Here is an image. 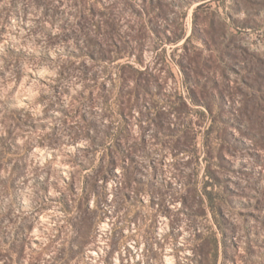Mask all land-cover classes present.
I'll return each mask as SVG.
<instances>
[{
  "label": "rangeland",
  "instance_id": "obj_1",
  "mask_svg": "<svg viewBox=\"0 0 264 264\" xmlns=\"http://www.w3.org/2000/svg\"><path fill=\"white\" fill-rule=\"evenodd\" d=\"M0 264H264V0H0Z\"/></svg>",
  "mask_w": 264,
  "mask_h": 264
},
{
  "label": "trees",
  "instance_id": "obj_2",
  "mask_svg": "<svg viewBox=\"0 0 264 264\" xmlns=\"http://www.w3.org/2000/svg\"><path fill=\"white\" fill-rule=\"evenodd\" d=\"M172 170L175 171V172H177V173L179 172V168H178L177 164H175V165L172 166ZM172 170L170 171V173L172 174V178L175 179V181L177 183L181 182V179L180 180L179 179L177 180V177L180 178V174L179 173L178 174L173 173ZM131 174H133V173H131ZM173 183H171L170 181L167 183L168 184L167 185L168 186V192H169V195L168 196L175 202V200L177 199L176 198V195H177V191L176 190H177V188H174ZM133 184H135V180L131 179V177H128L125 180V187L126 188H132L133 187ZM101 204H103V205L106 204L107 205V199H106V197L101 200ZM104 213L107 215L108 210L105 211Z\"/></svg>",
  "mask_w": 264,
  "mask_h": 264
}]
</instances>
